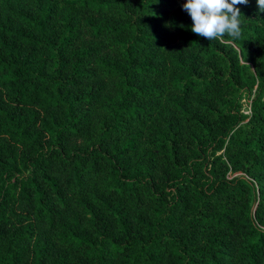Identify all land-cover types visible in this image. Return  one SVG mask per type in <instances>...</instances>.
<instances>
[{
  "label": "trees",
  "instance_id": "16d2710c",
  "mask_svg": "<svg viewBox=\"0 0 264 264\" xmlns=\"http://www.w3.org/2000/svg\"><path fill=\"white\" fill-rule=\"evenodd\" d=\"M185 2L0 0V264H264V12Z\"/></svg>",
  "mask_w": 264,
  "mask_h": 264
},
{
  "label": "clouds",
  "instance_id": "9594fccd",
  "mask_svg": "<svg viewBox=\"0 0 264 264\" xmlns=\"http://www.w3.org/2000/svg\"><path fill=\"white\" fill-rule=\"evenodd\" d=\"M248 0H186L182 5L191 17V31L208 40L241 36V4ZM259 12H264V0H256Z\"/></svg>",
  "mask_w": 264,
  "mask_h": 264
},
{
  "label": "rangeland",
  "instance_id": "374dc122",
  "mask_svg": "<svg viewBox=\"0 0 264 264\" xmlns=\"http://www.w3.org/2000/svg\"><path fill=\"white\" fill-rule=\"evenodd\" d=\"M244 103V111L246 113H249L250 112V103H249V99L248 98H245V100L243 101Z\"/></svg>",
  "mask_w": 264,
  "mask_h": 264
}]
</instances>
